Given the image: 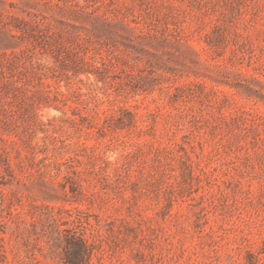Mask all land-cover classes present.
<instances>
[{"label": "rangeland", "instance_id": "374dc122", "mask_svg": "<svg viewBox=\"0 0 264 264\" xmlns=\"http://www.w3.org/2000/svg\"><path fill=\"white\" fill-rule=\"evenodd\" d=\"M72 261L264 264V0H0V264Z\"/></svg>", "mask_w": 264, "mask_h": 264}, {"label": "trees", "instance_id": "16d2710c", "mask_svg": "<svg viewBox=\"0 0 264 264\" xmlns=\"http://www.w3.org/2000/svg\"><path fill=\"white\" fill-rule=\"evenodd\" d=\"M77 244H78V249L81 252V256H83V254H86L87 247H86L85 242L82 240H79V243H77ZM72 263L76 264L77 262L72 261Z\"/></svg>", "mask_w": 264, "mask_h": 264}]
</instances>
